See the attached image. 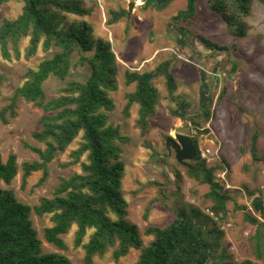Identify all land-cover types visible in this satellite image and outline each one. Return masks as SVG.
<instances>
[{
	"label": "trees",
	"instance_id": "obj_1",
	"mask_svg": "<svg viewBox=\"0 0 264 264\" xmlns=\"http://www.w3.org/2000/svg\"><path fill=\"white\" fill-rule=\"evenodd\" d=\"M12 1L23 2V7L17 16L5 17L0 24V58L9 62L31 61L40 52L53 53L36 66L27 67L23 82L0 111V121L5 124L18 116L21 100L33 102L44 111L40 118L42 128L34 137L45 146L30 147L39 159L23 163V186L37 171H43L38 185L43 184L49 176V164L78 139L79 146L71 150L72 159L66 164L79 165L80 170L61 176L51 196H43L39 203L31 205L20 199L11 187L20 173L17 154L11 153L4 159L0 153V264H74L64 253L45 251L34 214L50 217L51 224L43 236L62 250L68 248L64 236L73 230L75 246L85 249L86 264H93L97 255L111 249L116 261L132 249L139 250L136 264H211V261L212 264H235L225 247L226 229L223 228V223L230 221L228 203L233 197L216 176L215 168L209 166L198 139L194 141L196 157L185 164L177 161L186 168L190 178L209 185L207 196L213 204L207 208L219 220L200 206L181 204L169 222L147 227L146 234L151 237L148 243L139 226L129 220V201L124 188L127 164L121 143H129L130 138L119 125L110 123V114L116 108L111 92L120 87V64L110 40L96 38L88 20L72 19L91 15L92 7L85 0H0V8ZM143 1L144 8L162 11L176 0ZM200 1L187 0V7L173 17L174 25L191 20L197 14ZM255 1L264 3V0H206L210 10L222 17L229 34L235 37L232 46L194 35L184 26L177 29L189 37L196 36L213 51L237 50L238 41L252 29L248 19ZM112 13L113 21H117L129 11L113 10ZM76 55L78 60L74 61ZM78 66L87 67L88 75L82 80L69 79ZM172 66L173 59H167L154 69H126V82L135 83L136 89L127 93L125 114L130 116L132 106L139 104L138 125L145 132L150 126V117L157 114L161 98L155 80L163 77L168 94L176 103L171 109L172 115L189 120L198 133L209 132L202 127L210 120L211 107L206 105L200 113L192 114L193 102L189 94L178 93L179 82ZM51 78L65 82L52 96L46 91V83ZM6 80V75L0 74V96ZM259 135V131L252 135L254 151ZM249 193L254 196L253 206L259 216L246 213V219L256 226L252 241L258 260L264 262V191ZM155 204L153 199L147 205L146 219ZM219 248L223 251L216 255ZM242 264L257 263L249 260Z\"/></svg>",
	"mask_w": 264,
	"mask_h": 264
},
{
	"label": "rangeland",
	"instance_id": "obj_2",
	"mask_svg": "<svg viewBox=\"0 0 264 264\" xmlns=\"http://www.w3.org/2000/svg\"><path fill=\"white\" fill-rule=\"evenodd\" d=\"M85 3L92 7V14L72 19L88 20L96 38L110 40L120 64V87L111 92L116 108L110 114V123L119 125L130 138L129 143H121L127 164L124 188L129 201V220L139 226L148 243L151 237L146 234L147 227L169 222L179 205L192 203L207 210L213 204L207 196L209 185L190 178L186 168L178 164L175 151L172 149L169 153L167 150L166 142L170 137L175 138L177 133L187 134L199 140L200 151L233 197L228 203V219L233 224L225 236L230 261L242 264L250 260L264 264L258 260L252 241L256 226L246 219V213L259 216L253 206L254 196L249 192L264 191V3L254 2L253 13L248 19L252 29L248 36L238 41L237 50L221 52L209 49L196 36L189 37L177 29L184 26L194 35L232 46L235 37L229 34L222 17L210 10L206 0L198 3L197 14L191 20H181L176 25L173 17L187 7V0H176L162 11L144 8L143 0H85ZM131 3V13L113 21L112 11H129ZM22 7L23 2L12 1L0 8V24L5 17L17 16ZM52 55V52H40L31 61L9 62L0 58V74L7 77L2 86L0 111L23 82L22 75L27 67L36 66L41 59ZM167 59H173L178 93L189 94L193 102L192 114L200 113L206 105L211 107L210 120L202 127L209 132L198 133L189 120L172 115L171 109L176 103L170 98L163 77L155 80L161 98L157 114L150 117V126L145 132L138 125L139 104L132 106L130 116L125 114L127 93L136 89L135 83L127 84L126 69H154ZM77 60L78 55L74 58ZM88 73L87 67L78 66L69 79L82 80ZM64 85L65 82L51 78L46 83L47 94H56ZM18 112L9 123L0 121V153L4 159L11 153L17 154L20 173L11 187L20 199L35 205L41 197L52 195L61 176L80 170L79 165L66 164L72 159L71 150L79 146L80 139L49 164V176L43 184L38 185L43 171H37L24 187L23 163L39 159L38 153L30 147L45 146L34 137L42 128L40 118L44 111L33 102L21 100ZM255 131L260 135L254 151L252 135ZM177 173L181 176L177 177ZM153 199L156 204L146 219V207ZM34 220L43 237L45 251L61 252L74 264H86L85 249L75 246L73 230L64 236L68 248L62 250L43 236L45 228L51 224L50 217L34 214ZM222 251L219 248L216 255ZM139 255V250L132 249L116 261L111 249L104 255H97L93 264H136Z\"/></svg>",
	"mask_w": 264,
	"mask_h": 264
},
{
	"label": "water",
	"instance_id": "obj_3",
	"mask_svg": "<svg viewBox=\"0 0 264 264\" xmlns=\"http://www.w3.org/2000/svg\"><path fill=\"white\" fill-rule=\"evenodd\" d=\"M133 3L130 4L129 13H131ZM194 137L177 133L176 137L169 138L166 142L167 150L171 153L172 149L175 151L177 160L185 164L188 160H193L197 155V150L194 145Z\"/></svg>",
	"mask_w": 264,
	"mask_h": 264
},
{
	"label": "built area",
	"instance_id": "obj_4",
	"mask_svg": "<svg viewBox=\"0 0 264 264\" xmlns=\"http://www.w3.org/2000/svg\"><path fill=\"white\" fill-rule=\"evenodd\" d=\"M207 212L211 214L213 217H215V219L219 220V217L211 209H207ZM232 224H233L232 221L225 222L223 223V228L227 230L232 226Z\"/></svg>",
	"mask_w": 264,
	"mask_h": 264
}]
</instances>
